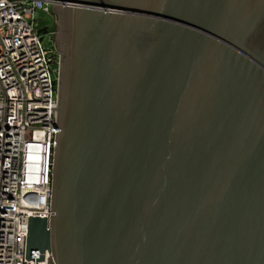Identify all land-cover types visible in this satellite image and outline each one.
<instances>
[{
    "label": "water",
    "instance_id": "1",
    "mask_svg": "<svg viewBox=\"0 0 264 264\" xmlns=\"http://www.w3.org/2000/svg\"><path fill=\"white\" fill-rule=\"evenodd\" d=\"M52 8L51 215L29 218L27 257L264 264V0Z\"/></svg>",
    "mask_w": 264,
    "mask_h": 264
},
{
    "label": "built area",
    "instance_id": "2",
    "mask_svg": "<svg viewBox=\"0 0 264 264\" xmlns=\"http://www.w3.org/2000/svg\"><path fill=\"white\" fill-rule=\"evenodd\" d=\"M55 0H0V264H47L30 217L49 221L59 53L43 44ZM43 259L40 261L39 257Z\"/></svg>",
    "mask_w": 264,
    "mask_h": 264
},
{
    "label": "rangeland",
    "instance_id": "3",
    "mask_svg": "<svg viewBox=\"0 0 264 264\" xmlns=\"http://www.w3.org/2000/svg\"><path fill=\"white\" fill-rule=\"evenodd\" d=\"M39 20L45 21L48 28H51L54 25V16L50 12L49 14H40ZM53 40L51 39L50 35L44 34L43 36V44L46 47H53Z\"/></svg>",
    "mask_w": 264,
    "mask_h": 264
},
{
    "label": "flooded vegetation",
    "instance_id": "4",
    "mask_svg": "<svg viewBox=\"0 0 264 264\" xmlns=\"http://www.w3.org/2000/svg\"><path fill=\"white\" fill-rule=\"evenodd\" d=\"M51 13L53 14L54 18H55V15L53 13V8L51 9ZM45 34L46 35H50L51 39L53 40V44H54V47H55V44H56V35H57V32H58V28L56 26V23H55V20H54V25L51 27V28H46L45 30Z\"/></svg>",
    "mask_w": 264,
    "mask_h": 264
}]
</instances>
